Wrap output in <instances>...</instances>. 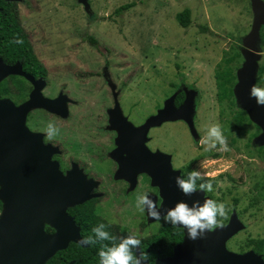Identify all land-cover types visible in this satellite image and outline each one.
Instances as JSON below:
<instances>
[{"label":"rangeland","instance_id":"374dc122","mask_svg":"<svg viewBox=\"0 0 264 264\" xmlns=\"http://www.w3.org/2000/svg\"><path fill=\"white\" fill-rule=\"evenodd\" d=\"M21 1V24L47 73L42 93L52 97L60 92L67 101L76 103L74 107L83 106L80 117L88 120L89 134L85 139L95 162L115 145L120 148L118 134L114 143V136L97 125L100 115L92 111L98 104H110L102 76L105 71L120 88L122 107L133 124L156 110L163 100L176 97L180 90L193 91L191 118L198 139L209 126L219 124L229 150L198 151L192 143L197 140L183 120L180 121L188 131L183 134L179 125L155 130L149 146L173 153L183 168H195V158L200 153L206 159L216 155L213 162L204 159L199 163L204 165L200 170L207 173L205 178L213 185L212 199L225 205L226 214L220 217V225H225L233 212L244 225L226 242L225 248L238 254L237 251L248 248L247 240L264 238V145L258 142L262 132L249 119L235 94L237 73L250 51L243 40L254 21L251 0H87L86 5L80 0H27L28 5L25 0L16 2ZM258 2L264 5L261 0ZM129 3L134 4L132 8L115 12ZM184 9L190 13L186 28L175 19ZM257 30L253 85L264 87V27ZM85 35L94 38L96 45L85 41ZM224 70L233 77L227 84L232 93L218 101L215 75ZM23 97L24 93L13 94L8 99L19 105ZM196 100H200L198 106ZM36 110L39 111L30 118L43 131L53 117L44 110ZM63 134L59 130L56 136ZM64 153L68 154L65 148ZM144 186L142 183V190ZM137 195L139 192L124 200V205L121 198H116L120 204L109 198L103 204L110 209L101 210L108 211V220L115 222L124 234H138L140 221L146 224L143 234H153L160 223L148 222L146 214L136 210Z\"/></svg>","mask_w":264,"mask_h":264},{"label":"water","instance_id":"95a60500","mask_svg":"<svg viewBox=\"0 0 264 264\" xmlns=\"http://www.w3.org/2000/svg\"><path fill=\"white\" fill-rule=\"evenodd\" d=\"M86 1L80 0L83 4ZM251 7L254 16L252 30L243 40L250 51L245 54L244 65L237 73L235 94L249 119L261 129L258 142L264 145V106H258L255 98L248 95L253 86L257 60L254 53L256 30L264 27V5L251 0ZM10 75L24 77L33 85V90L19 105H14L8 98L0 99V264H46L57 252L65 250L70 242L87 247L78 243L81 239L79 230L67 209L99 195L90 194L93 184L88 185L71 172L63 175L57 163L51 161V157L59 153L57 147L44 144L42 135L31 133L25 125L27 114L36 109L65 118V95L59 94L53 100L43 97L41 90L45 82L23 73L18 63L8 66L0 59V82ZM183 92V103L177 109L173 104L175 96H172L162 109L138 127L118 117L121 124L116 128L114 116L109 118V128L117 131L122 153L129 152L125 165L120 162L118 173L122 172L133 180L130 188L135 184L136 175H147L151 187L158 190L159 206L165 209L181 201L191 206L193 200L202 202L205 198L202 192L183 196L174 182L179 171L172 169L170 156L160 151L150 152L145 146L148 130L167 121H185L192 138L198 140L191 118L195 92ZM116 108L115 105L112 112L118 110ZM152 198L157 203V196ZM163 214L161 211V216ZM148 222L155 221L149 218ZM45 226L53 229L54 233L47 234ZM243 228L234 212L225 225L206 233L204 238L189 240L184 230L179 228L183 233L182 242L173 246L171 256L156 259L155 264H264L263 258L253 251L233 254L225 248L226 242Z\"/></svg>","mask_w":264,"mask_h":264},{"label":"flooded vegetation","instance_id":"af4514ba","mask_svg":"<svg viewBox=\"0 0 264 264\" xmlns=\"http://www.w3.org/2000/svg\"><path fill=\"white\" fill-rule=\"evenodd\" d=\"M5 2H8V1L0 0L1 4L5 3ZM14 3H15L16 8L18 9V4L22 3V1L19 3H17V2H14ZM24 3L28 5L27 0H25ZM25 73H26V75H29L27 72H25ZM11 76L21 78L27 85L26 95L24 93V97L22 99H20V103H23L28 99L29 93L33 90V85L22 76H19V75H11ZM29 76H31L32 78L34 77L32 75H29ZM102 76H104L103 78L106 81L105 85L108 88V92H109V96H110V104L109 105L98 104L97 109H93L92 111L97 112V114L100 115L98 117L99 121L97 122V125L99 126V128L106 131L107 134H110L112 136V138L114 136L113 140L115 143V138L117 137V131L115 129L109 128L111 126L109 124L110 116L113 115L114 118L116 119V126H115L116 128H118V125L121 124L118 117H120L122 119L123 116L125 115L124 117H125L126 121L129 123H131V122H130V118L127 115V112L122 107V101L119 98L120 93H121L120 88H118L111 81V79L109 77H107L106 71H105V75H102ZM39 79H40V77H37L34 80H39ZM42 81L45 82V84H46V79H44ZM43 90H44V88L41 90L42 96L47 98V99H50V100L56 99L58 97V95L60 94V92H59L56 96H52V97H49L47 95L44 96L42 93ZM179 93L183 94V99L181 101L176 100V99L173 100V104H174L175 109H177L183 103V100H184V92L182 90H180L178 92V94ZM166 100L167 99L163 100L156 110H154L151 113H149L148 115H146L139 123H137V124L131 123V124L134 127H138V126L142 125L147 118L155 115L158 110L163 108V104L166 102ZM108 101L109 100H107V102ZM199 101L200 100L195 101V106L199 105ZM73 103L74 102H69V100L66 101L67 116L65 118L59 117V116L54 115V114H50V116L53 117V123L55 124V126L60 131H63L65 133L61 136H54L51 140H49L46 137V135L44 134V132L41 131L40 129H38V127L36 126V122H33L30 117H31V114L33 112L39 111V110H32L27 114V117L25 120V125L31 133L41 134L44 144H50L53 147H57L59 153L54 154L51 157V161H54L57 163L58 169L63 175H66V173L71 172L73 175L77 176L79 179L82 178L83 180H85L88 183V185L93 184L91 191H90V194H93V195L98 194L99 196L92 197L91 199H89L85 203H90V206L94 209V214L98 218L102 219V221H105L111 225L117 226L119 233L124 235V233L121 232L120 227L115 222H113L112 220H108L109 218H107V217H108V215H110L109 213H106L108 211L107 210H104V211L101 210L102 208L103 209L104 208L110 209V207H111V206L106 207V205H104L103 203L106 202L109 198H114L115 202L120 204L122 201L121 205H124V203H123L124 200H126V199L130 200L131 196L136 195V193H138V192H139V194H141L143 192H147V193L151 194L152 196L156 197L158 195V190L156 188L151 187L150 179L145 174L136 175L135 181H134L135 184L132 185V188H130V182L133 180H131V179L129 180V178L126 177V175L122 172H121L122 174L118 173V172H120L119 170H120V166H121L122 161H123V165H125V160L127 159L128 155H129V152H126V151H124V153H122V151L120 149L121 147L117 148L115 145L113 147V149L109 152H106V154L103 157L99 156L98 162L94 161V159L92 158V154L90 153V144L88 143L87 139H85V137L88 136V134H89V129L86 127V123L88 122V120L86 119L84 121L83 118L80 117V113L84 111L83 106L81 105V109H80V108L74 107L76 105V103L75 104H73ZM115 105L117 106L116 109H118V110H115L114 112H112V110H114V108H115ZM74 108H76V109H74ZM73 112H75L76 114H73ZM67 121H70V122L68 123ZM176 125H179L182 133L184 134V132L187 129V126L183 121H180V120L171 121V122L167 121V122L162 123L160 126L151 127L148 130V133L146 135L145 146L150 152H154L156 150H159L162 153L169 155L172 169L179 171V174H186L187 171L191 170L192 168L188 167V169H187L186 167L185 168L180 167L177 163L178 159L173 153L165 152V150L160 149L158 147H153V146L150 147L149 146V143L151 141L150 140L151 137L153 135H155V134L151 135V133L153 131L163 130L164 127H167V126L175 127ZM187 131H188V129H187ZM192 143L197 148L198 151H201L204 149L203 147L200 146L199 139L196 142L192 140ZM182 146H183V144H182ZM64 148L68 151L67 155L64 153ZM114 155L116 158L114 157ZM198 157L199 158H195V159H197L196 160L197 163H199V161H203L204 159L207 158V157H203V154H201V153L199 154ZM216 158H217L216 155L211 154L210 156H208V159H206L205 162H213V160H216ZM139 178H143V179L139 180ZM146 180H147V182L145 183ZM199 182L200 181H197V183H199ZM142 183L145 184L143 190L141 189ZM94 184H96V186ZM205 197H209L210 199H212L210 192L205 193ZM116 198H119V199L121 198L122 200L119 201V200H116ZM159 204H160V199L158 198L157 199V205L159 206ZM69 209H72V208H69ZM69 209H67V214L73 219L76 227L79 230L80 237H83L81 235L82 232H80L82 224L79 225L81 223L82 219L78 218L76 220V216H78L79 213L69 211ZM0 212H1V208H0ZM162 223H163V220H161L160 225ZM137 225L139 227L138 228L139 233L134 234V235L138 239H142V238H145V237H148L151 235V234H148V235L143 234L144 228L146 226L145 222L140 221ZM47 230H50V231H47ZM44 231L47 234H53L54 233V230L49 228L48 226L44 227ZM71 244H73V243L70 242L67 245V247L70 246ZM74 245H77V244L74 243ZM77 246H79V245H77ZM79 247L82 248L81 246H79ZM87 247H89V246H87ZM87 247H85V248H87ZM249 250L253 251L256 255L262 257L261 252L255 251L252 247H248L245 250L237 251V253L243 254ZM59 252H61V251H59ZM56 254H58V252ZM56 254L54 256H56ZM70 262H72V264H74V261H70ZM70 262H67L65 264H68ZM86 263H88V264L93 263V261L87 260Z\"/></svg>","mask_w":264,"mask_h":264},{"label":"trees","instance_id":"16d2710c","mask_svg":"<svg viewBox=\"0 0 264 264\" xmlns=\"http://www.w3.org/2000/svg\"><path fill=\"white\" fill-rule=\"evenodd\" d=\"M133 5V3L125 4L120 6L115 12L126 11L132 8ZM189 16L190 13L188 9H184L176 14L175 19L177 24L183 28L188 27L190 24ZM83 39L91 46L96 45V40L91 36L85 35ZM16 41L20 42L17 43ZM0 59L8 66L18 63L22 72H27L29 75L34 76V79L37 77H40L42 80L46 79V70L34 54L33 46L21 24L18 9L16 8L14 1L0 3ZM262 71L263 68H261V72ZM10 76L0 82V99L11 98L13 94L22 95L27 89L26 83L21 78ZM215 79L218 91L217 100L221 101L222 99L228 98L232 92L230 86H227V84L231 83V80H233L229 71L224 70L223 72L217 73ZM175 99L181 101L183 99V94H177ZM69 211L79 213V215L76 216V220L78 218L82 219L79 225L82 224L80 232H82L81 235L83 237L91 235L90 228L99 223L106 224L107 227L105 230L109 231L110 235H123L119 233L117 226L111 225L98 218L94 214V209L90 206V203H83L82 205L75 206L74 208L69 209ZM217 220L219 224H223V221H221L219 216L217 217ZM182 238L183 233L181 229L164 225L163 222L155 233L140 239L141 249L150 253L154 258V261L157 258L163 259L172 255L173 246L181 243ZM101 243L108 244L109 242H97L87 248H80L73 243L65 250L58 252V254L49 259L46 264H65L70 261H74V264H88L86 263L87 260L93 261V263L89 264H99L97 253L101 248ZM246 246L252 247L255 251L261 252L264 260V238L249 239Z\"/></svg>","mask_w":264,"mask_h":264},{"label":"clouds","instance_id":"9594fccd","mask_svg":"<svg viewBox=\"0 0 264 264\" xmlns=\"http://www.w3.org/2000/svg\"><path fill=\"white\" fill-rule=\"evenodd\" d=\"M264 3V0H261ZM19 43L20 41H16ZM250 98H255L258 106H264V87L251 86L248 92ZM44 134L51 140L59 132L53 122L49 121ZM199 143L205 151L216 149L217 151H228L227 141L222 134L219 124H212L206 129L205 134L199 138ZM204 165L197 163L195 168L187 171L186 174L176 175L174 178L177 189L183 196L190 197L193 193H208L213 191V185L205 177L207 173H202ZM197 181H200L197 183ZM135 207L141 214H146L147 218L173 228H181L187 235V239L196 240L204 238L206 233H212L214 229L220 227L217 217L225 216V205L210 198L193 200L191 206L186 202H178L170 208L158 206L152 195L143 192L137 195ZM163 211V216H161ZM106 224L99 223L91 228V235L81 237L78 241L81 245L92 246L97 242L108 241V244L101 243V248L97 253L99 264H155L154 258L146 250L141 249V240L134 234H124L121 236L110 235L106 229ZM138 253V254H137Z\"/></svg>","mask_w":264,"mask_h":264}]
</instances>
